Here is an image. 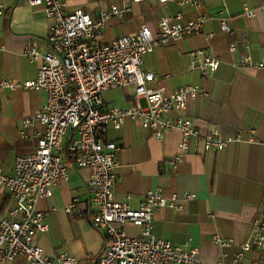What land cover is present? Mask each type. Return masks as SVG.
I'll return each instance as SVG.
<instances>
[{"label": "crops", "instance_id": "crops-1", "mask_svg": "<svg viewBox=\"0 0 264 264\" xmlns=\"http://www.w3.org/2000/svg\"><path fill=\"white\" fill-rule=\"evenodd\" d=\"M178 0L159 3L122 0H67L66 10L83 8L92 17L113 2L128 10L110 15L102 25L99 40L108 42L136 32L142 24L152 30L162 14L181 12L182 20L207 16L199 33L184 36L156 47L143 56L142 70L152 71L154 79L147 85L173 90L184 84L204 87L208 96L190 100L185 115L192 119L201 133L218 131L223 136L239 134L241 140L230 142L218 152L205 150L200 139L193 138L178 162L180 132L167 130L157 138L136 121L126 118L118 129L107 124L104 137L118 145L114 189L126 196L131 208H137L149 190H159L165 196L176 193L179 208L161 207L155 210L151 232L155 237L172 244L190 243L199 248L203 264L229 260L248 239V229L254 219L264 221V13L258 9L264 0H199L202 6L179 5ZM0 80L33 79L39 65L25 55V47L35 44L47 49L45 36L51 20L44 17L39 6L28 0H0ZM244 8L255 10L254 16ZM226 16L233 30H220L215 18ZM249 44L248 51L242 44ZM234 43L231 51L229 44ZM207 49L219 58L216 70L202 78L191 66L189 50ZM248 53L261 66L237 69L231 61ZM134 89L118 87L105 94L107 107L126 108L133 102ZM45 100L43 91L22 87L0 90V169L9 174L18 155L32 153L37 146V132L43 126L36 121L23 126ZM140 103L145 104L143 98ZM172 117L175 113L171 114ZM69 129L67 135L71 134ZM251 141H248L250 140ZM66 141V140H65ZM87 168L71 167L69 177L57 182L49 197L37 201V208L45 212L47 230L35 234V241L43 254L52 256L65 251L79 260L97 256L106 240L104 229L95 228L86 218H78L75 211L89 200L85 181ZM193 192L191 199H182L183 192ZM77 198L72 212L65 206ZM13 200L8 191L0 188V215L7 214ZM94 208H92L93 210ZM131 236H139L141 227L130 222L122 225ZM231 240L220 246L214 237ZM244 261L264 264V250L245 252ZM10 264H29L22 256Z\"/></svg>", "mask_w": 264, "mask_h": 264}, {"label": "built area", "instance_id": "built-area-1", "mask_svg": "<svg viewBox=\"0 0 264 264\" xmlns=\"http://www.w3.org/2000/svg\"><path fill=\"white\" fill-rule=\"evenodd\" d=\"M177 3L202 6L199 0H178ZM28 4L39 6L44 17L51 20L45 36L47 49L35 44L25 47L27 58L39 62L35 77L23 81L3 78L0 90L22 87L43 91L42 106L23 120L25 127L36 121L43 129L37 132L35 150L18 155L11 173L6 174L0 169V188L6 189L13 200L7 214L0 215V264H10L17 256L24 257L29 264H203L199 248L189 240L172 244L155 237L150 230L156 209L181 206L176 193L165 196L159 190H149L139 206L131 208L126 196L115 191L119 147L114 141L105 139L103 129L107 124L118 129L126 118L149 129L157 138L175 128L180 132L175 163L188 151L193 138L200 139L205 150L215 152L230 142L241 140L239 134L223 136L215 130L201 133L185 115L190 100L208 96L204 87L188 83L173 90L161 86L151 88L147 84L154 79L153 72L141 69L145 54L176 39L199 33L207 16L183 21L181 12L162 14L155 30L142 24L132 34L103 42L99 36L104 20L127 11L126 5L119 7L111 2L97 17H92L83 8L67 11V0H28ZM258 9L264 13V4ZM253 11L244 8L249 17L254 16ZM215 18L221 31L233 33L226 23V16L218 13ZM242 46L248 51L247 42ZM229 49L233 51L235 44L230 43ZM187 53L191 66L202 78L219 65V58L207 49ZM231 64L244 69L261 66L262 62L254 61L245 53L233 59ZM130 85L134 87L130 106H106L107 91ZM140 98L144 99V105ZM172 113H175L174 117ZM69 129L72 132L67 135ZM71 167L89 171L85 181L89 200L81 204L75 216L86 218L97 229H104L107 236L101 252L89 260H79L65 251L45 255L35 241V234L47 230L45 212L37 208V201L49 197L53 186L69 177ZM194 196L193 192L185 191L182 199ZM77 202V198L71 199L65 211L72 212ZM127 222L141 227L139 236L128 235L123 230L122 225ZM214 241L220 246L231 242L218 236ZM253 248L264 250V221L259 219L251 222L248 239L240 243L235 254L229 260L218 259L215 264H252L246 263L244 257L245 252Z\"/></svg>", "mask_w": 264, "mask_h": 264}, {"label": "rangeland", "instance_id": "rangeland-1", "mask_svg": "<svg viewBox=\"0 0 264 264\" xmlns=\"http://www.w3.org/2000/svg\"><path fill=\"white\" fill-rule=\"evenodd\" d=\"M131 89H134L133 85H130Z\"/></svg>", "mask_w": 264, "mask_h": 264}]
</instances>
